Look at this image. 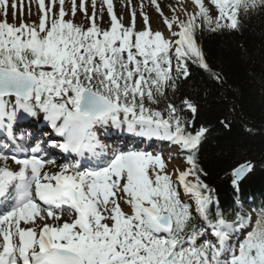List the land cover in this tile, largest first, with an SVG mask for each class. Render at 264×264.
Listing matches in <instances>:
<instances>
[{
	"label": "snow or ice",
	"instance_id": "6c2138e0",
	"mask_svg": "<svg viewBox=\"0 0 264 264\" xmlns=\"http://www.w3.org/2000/svg\"><path fill=\"white\" fill-rule=\"evenodd\" d=\"M35 2L38 23H25V0H11L17 25L7 19L9 0H0V264H264V206L245 211L237 199L230 213L220 207L198 161L209 128L196 126L191 97L175 102L189 62L223 83L197 32L239 30L264 13V0H191L184 19L150 0L167 37L151 29L142 3L138 30L135 9L126 25L113 0H101L99 12L90 0L91 15L86 0H69L70 10L66 0ZM105 6L109 26L101 27ZM77 11L87 26L75 22ZM41 117L47 144L74 162L57 165L39 155L45 141L28 143L35 132L16 134L21 121ZM109 127L168 141L186 167L169 174L159 151L103 143L97 130ZM253 168L232 169L237 193ZM66 210L71 220L62 219Z\"/></svg>",
	"mask_w": 264,
	"mask_h": 264
},
{
	"label": "trees",
	"instance_id": "16d2710c",
	"mask_svg": "<svg viewBox=\"0 0 264 264\" xmlns=\"http://www.w3.org/2000/svg\"><path fill=\"white\" fill-rule=\"evenodd\" d=\"M197 41L223 80L189 62L190 76L179 82L176 104L191 97L198 105L196 126L209 128L198 152L207 173L202 178L216 190L222 209L230 213L239 199L249 210H258L264 206V13L244 18L239 30L198 31ZM185 115L191 118L190 112ZM246 161L254 168L237 193L231 171Z\"/></svg>",
	"mask_w": 264,
	"mask_h": 264
},
{
	"label": "rangeland",
	"instance_id": "374dc122",
	"mask_svg": "<svg viewBox=\"0 0 264 264\" xmlns=\"http://www.w3.org/2000/svg\"><path fill=\"white\" fill-rule=\"evenodd\" d=\"M47 2H48V0H46V3ZM77 3H79V0H77ZM141 3L143 4V11L149 17V23H150L151 29L153 31L159 30V31L163 32L164 35L167 37L169 35V32L163 23V17H161L157 13L155 7L150 3V0H132L131 6H128L127 0H113L114 12L117 15V17H123V22L127 25L131 22V11H132V9H135V11H136V28L138 30H140L144 27L143 18L140 15ZM157 3L160 4V7L164 13V16H167L170 18L172 9L174 7H177L178 5H180L181 2L179 0H157ZM10 4H11V0H9V8H8V16H7L8 22L18 25L20 23V15H21L19 7L17 8L16 17L13 18L12 9L10 7ZM97 4H98L97 10L99 11L101 8V0H97ZM184 4H186V6L185 5L182 6V13L178 14V16L181 19L185 18L184 14H183V9L186 8L188 11L194 10L193 5L191 4V0L184 1ZM163 5L166 8H163ZM58 7H59V5H57V8ZM86 7L88 9V15H91L92 6H91L90 0L88 2H86ZM70 8H71V4H70L69 0H66V9L70 10ZM66 18H71L70 11H69V16ZM3 19H4L3 13L0 12V20H3ZM23 19H24L25 23H31V22H37L38 23V6H37L35 0H32L30 8H29V5L27 3V0H25ZM75 22L76 23H84L86 26L89 23L85 19L84 14L79 12V11H77V13H76ZM108 26H109V17L107 15V10H106V6H105L104 7V14H103V23L101 24V27H108ZM113 131L115 132L116 129H114ZM44 136L45 135H43V137ZM99 138L101 139V141L103 143L108 145L105 132H104V135L99 136ZM152 139L156 140V138H152ZM148 140H151V139H145L144 138L143 140H141V141L139 140L138 142H136L135 145L134 144L133 145L126 144L123 148H124V150H128L129 148H134L136 150H145V151L152 152L153 154H155V152L159 151L160 153H162L163 158L165 159V161L167 163V172L169 174H171L170 172L172 171V169L169 170L170 164L172 162L180 163L181 165H183V168L186 167L185 162H184L185 158L179 152L177 146L171 145L169 142L166 141V144L161 147V150H158V149L154 148L153 146L145 148V141H148ZM169 156H171V159H169ZM65 162H74V158H68L62 163H65ZM49 168L50 167L46 166V170ZM49 170H50V172H53L52 168H50ZM180 191H181L182 198L183 199L187 198L183 195V190L181 189ZM121 207L123 208V210L125 212L129 211L128 206L126 204H124L122 201H121ZM63 214H64V215H62L63 220H71L72 219V216H71L69 211L64 212ZM38 223H40V222L38 221Z\"/></svg>",
	"mask_w": 264,
	"mask_h": 264
},
{
	"label": "bare ground",
	"instance_id": "6f19581e",
	"mask_svg": "<svg viewBox=\"0 0 264 264\" xmlns=\"http://www.w3.org/2000/svg\"><path fill=\"white\" fill-rule=\"evenodd\" d=\"M88 1L89 0H87L86 2H88ZM179 1L181 2L180 5H178L177 7H174V9L176 10V12H175L176 15L182 13V6H184V5L186 6V4H184V1H188V0H179ZM163 8H166V7L163 5ZM97 12H99V11L97 10ZM173 14H174L173 11H171V16ZM20 123L23 125V127L20 128L19 130H17L16 134L18 136L21 134V132L24 134L25 137H27L29 135V133L35 132V139H31L28 141V143H31L32 145L35 144L37 140H41L43 138V134L45 132L51 131L50 129L46 128L45 123L42 120V117L38 123H37L35 118H27V119L21 121ZM113 130H114L113 128L109 127L105 131L98 129L97 132H98L99 136H103L104 132H105L108 145H110L111 147H114V148L115 147L123 148V146L125 144L129 143L130 138L136 139L137 142L139 140L144 139V138L136 137L130 133H127L126 131H121L120 129H116L115 132ZM57 139H59V138H57ZM4 141H5V136L2 133H0V145H2ZM154 143L162 144V141L159 139H156V140L151 139V140L145 141V146H150ZM44 149L52 152L53 154H55L57 156H58V154H60V156L63 158V160L65 157H71L72 156L70 154L62 153L59 149L51 148L47 144L46 141L44 143ZM50 168H52L53 172L59 170L58 167L56 168L54 166H51ZM175 168L183 169V165H181L180 163H177V162H172L170 164V167H169V170L172 169V171L170 172L171 174L174 172ZM49 169H47V170L50 171ZM64 212H67V211H64ZM62 215H64V214H62Z\"/></svg>",
	"mask_w": 264,
	"mask_h": 264
},
{
	"label": "water",
	"instance_id": "95a60500",
	"mask_svg": "<svg viewBox=\"0 0 264 264\" xmlns=\"http://www.w3.org/2000/svg\"><path fill=\"white\" fill-rule=\"evenodd\" d=\"M246 175H247V174H246ZM244 178H245V177H244ZM244 178H243V179H244ZM243 179H242V180H243ZM242 180H241V181H242Z\"/></svg>",
	"mask_w": 264,
	"mask_h": 264
}]
</instances>
